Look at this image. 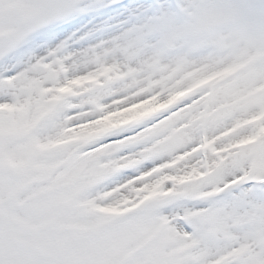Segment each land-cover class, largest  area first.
Segmentation results:
<instances>
[{"label":"snow or ice","instance_id":"obj_1","mask_svg":"<svg viewBox=\"0 0 264 264\" xmlns=\"http://www.w3.org/2000/svg\"><path fill=\"white\" fill-rule=\"evenodd\" d=\"M0 264H264V0H0Z\"/></svg>","mask_w":264,"mask_h":264}]
</instances>
